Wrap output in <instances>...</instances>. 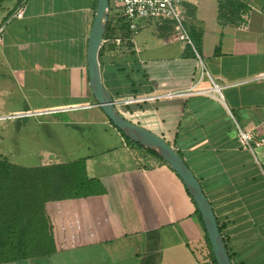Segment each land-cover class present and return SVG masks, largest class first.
Here are the masks:
<instances>
[{
    "label": "crops",
    "instance_id": "0c3cea01",
    "mask_svg": "<svg viewBox=\"0 0 264 264\" xmlns=\"http://www.w3.org/2000/svg\"><path fill=\"white\" fill-rule=\"evenodd\" d=\"M96 2L0 0V120L26 119L11 125L20 130L72 125L60 117L70 115L75 126L96 123L116 142L100 162L84 159L105 196L46 204L55 228L61 217L68 230L61 247L7 264H212L182 182L162 160L127 145L95 105L86 47ZM19 8L22 18L8 20ZM182 8L199 60L168 27L147 24L131 49L104 46L101 83L124 119L179 153L231 263L264 264V0H183ZM134 98L151 99L121 104ZM236 128L260 141L254 152L240 146ZM73 161L46 153L31 168Z\"/></svg>",
    "mask_w": 264,
    "mask_h": 264
},
{
    "label": "trees",
    "instance_id": "16d2710c",
    "mask_svg": "<svg viewBox=\"0 0 264 264\" xmlns=\"http://www.w3.org/2000/svg\"><path fill=\"white\" fill-rule=\"evenodd\" d=\"M119 32L112 27L108 17L103 39L114 37ZM189 33L195 45L198 44V36H194L190 28ZM107 47L115 50L114 46ZM103 48L101 46L99 50L98 60ZM128 49L131 47L128 46ZM120 135L127 145L143 149ZM143 150L159 159L150 150ZM106 194L100 180L86 176L84 159L48 167L22 168L0 158V264L45 258L61 247L68 230L63 227L61 217L59 229L55 228L45 212L46 204L82 201ZM195 213L200 220L198 212ZM218 228L220 232L219 225ZM205 240L211 262L215 264L207 238ZM228 256L230 258V254Z\"/></svg>",
    "mask_w": 264,
    "mask_h": 264
},
{
    "label": "water",
    "instance_id": "95a60500",
    "mask_svg": "<svg viewBox=\"0 0 264 264\" xmlns=\"http://www.w3.org/2000/svg\"><path fill=\"white\" fill-rule=\"evenodd\" d=\"M109 0H97L87 38L86 72L88 87L105 118L124 137L162 160L182 182L203 225L215 264H232L225 249L216 218L202 188L179 154L158 136L124 119L101 83L98 54L108 22Z\"/></svg>",
    "mask_w": 264,
    "mask_h": 264
},
{
    "label": "rangeland",
    "instance_id": "374dc122",
    "mask_svg": "<svg viewBox=\"0 0 264 264\" xmlns=\"http://www.w3.org/2000/svg\"><path fill=\"white\" fill-rule=\"evenodd\" d=\"M109 4L112 6L113 1L109 0ZM60 117L63 121L71 120L73 126L51 125L46 121L44 125L19 130V127L12 128L11 125L26 123V119L12 122L0 120V158L25 168L35 166L38 159L46 153L54 155L57 159L77 160L89 157L100 162L107 153L106 150L114 147L116 142L111 138V133L106 134L103 127L96 123L88 122L86 125L75 126L77 123L70 115ZM38 120L42 122L47 118L27 121L32 123ZM114 149L117 151V148Z\"/></svg>",
    "mask_w": 264,
    "mask_h": 264
},
{
    "label": "built area",
    "instance_id": "2783aa9c",
    "mask_svg": "<svg viewBox=\"0 0 264 264\" xmlns=\"http://www.w3.org/2000/svg\"><path fill=\"white\" fill-rule=\"evenodd\" d=\"M113 5L109 4L108 17L111 20L112 27L119 32L114 37L102 39L101 46H114L115 49L128 48L133 45V39L138 35L143 25L152 24L166 26L171 30V38L182 43L199 60L196 47L191 39L189 29L185 23V12L182 8L183 0H112ZM23 10H16L8 19H21ZM3 27H0V34ZM220 96L217 86L212 87ZM151 98H134L124 100L122 105L140 104ZM115 106V103H114ZM14 119V117H10ZM237 129V139L240 146L254 152L260 145V141L250 132Z\"/></svg>",
    "mask_w": 264,
    "mask_h": 264
}]
</instances>
